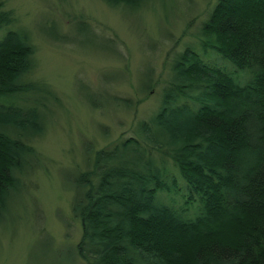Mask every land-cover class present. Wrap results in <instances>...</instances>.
<instances>
[{
  "label": "trees",
  "instance_id": "16d2710c",
  "mask_svg": "<svg viewBox=\"0 0 264 264\" xmlns=\"http://www.w3.org/2000/svg\"><path fill=\"white\" fill-rule=\"evenodd\" d=\"M101 1L134 11L147 0ZM16 21L0 0V227L30 191L57 97L33 76L35 47ZM169 63L158 107L132 135L86 144L73 252L79 264H264V0H215Z\"/></svg>",
  "mask_w": 264,
  "mask_h": 264
},
{
  "label": "rangeland",
  "instance_id": "374dc122",
  "mask_svg": "<svg viewBox=\"0 0 264 264\" xmlns=\"http://www.w3.org/2000/svg\"><path fill=\"white\" fill-rule=\"evenodd\" d=\"M4 2L17 19L12 28L26 31L35 47L33 76L57 97L34 142L41 161L30 191L0 227V264H79L73 247L80 225L70 203L73 178L90 155L86 144L130 136L136 120L148 119L170 78L171 54L195 44L215 0H147L134 11L101 0ZM207 58L245 80L216 55Z\"/></svg>",
  "mask_w": 264,
  "mask_h": 264
}]
</instances>
